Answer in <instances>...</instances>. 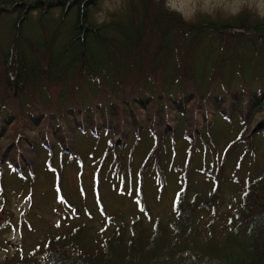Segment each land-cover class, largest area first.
<instances>
[{"label": "trees", "instance_id": "obj_1", "mask_svg": "<svg viewBox=\"0 0 264 264\" xmlns=\"http://www.w3.org/2000/svg\"><path fill=\"white\" fill-rule=\"evenodd\" d=\"M98 1L0 0V166L21 180L34 163L24 151H43L49 170L55 154L61 183L62 171L80 164L74 136L89 135L102 143L90 172L98 196L103 178L121 192L131 184L142 148L136 207L145 208L143 189H160L169 176L177 186L170 218L151 221L148 211L116 226L98 197L94 238L57 184L70 221L62 217L38 243L23 237L25 253L0 264H264L263 176L242 187L216 238L211 225L225 168L252 156L253 135L264 131V19L244 8L186 21L163 0H122L99 21ZM214 113L235 133L222 149L210 131ZM175 149L183 151L179 165L169 157ZM196 171L207 188L189 198ZM2 181L0 171L1 251L3 234L18 230Z\"/></svg>", "mask_w": 264, "mask_h": 264}, {"label": "rangeland", "instance_id": "obj_2", "mask_svg": "<svg viewBox=\"0 0 264 264\" xmlns=\"http://www.w3.org/2000/svg\"><path fill=\"white\" fill-rule=\"evenodd\" d=\"M122 0H99L95 10H93L97 20L105 19L106 13H110L118 8ZM165 6L169 10L177 12L182 19L186 21L193 20L197 14H209L214 16L219 13L221 16H231L232 11L241 6V0H198L195 6V14L191 0H163ZM175 4V6H173ZM248 9L257 15L258 11L264 12V0H243V8ZM187 17L188 19H185ZM259 17V16H258ZM35 29L32 28V30ZM225 120L221 114L214 113L210 117V131L213 133L215 145L222 149L229 140H231L235 133L224 123ZM257 124V123H255ZM254 124V125H255ZM252 124L251 128L254 126ZM260 128V124L256 125ZM249 134V133H248ZM253 153L252 156L243 159L241 164L231 163L223 172V179L221 182V192L214 205L217 216L212 221L213 237H217V229L221 222H225L227 212L234 209L236 201L239 198V192L242 187L251 180L258 176L264 177V131H257L253 135ZM100 145L95 141V138L89 135L74 136V156H78L80 164L75 168L74 172L66 173L65 169L61 173V183L55 178V172L60 171V166H63L57 156L54 154L51 161L52 170H49L45 160L47 155L43 151L33 152L26 150L23 154L26 157L33 158L32 173L28 170L24 171L21 180H19L14 173L10 172L5 165L0 166L2 173V182L4 186V201L8 199L9 213L12 215L13 224L18 227V232L4 233L3 238L5 241L4 250L0 251V262L3 259H10L14 252L24 254L29 247L27 239L30 243H38L50 229L53 224L58 221L61 224H66L68 220V213L65 212L60 204L56 201V185L58 184L61 189V195L68 203H72L80 214L79 222L83 227H90L88 234L92 237H97V231L101 228L98 216H100L97 209L98 197L99 203L104 209L105 215H109L115 221L116 226L127 224L130 219L141 218L150 211V220H156L160 223H165L169 219L170 203L173 195L177 189L174 182L167 178V183L160 189L156 185H151L150 189L144 191L143 200L145 208L142 210L137 209L138 197L135 195L136 183L135 168L137 163L142 160L141 153L143 149L140 148L135 154L132 163L133 173L130 185L124 181L123 192L119 190V185L109 178H103L99 183V194L96 195L94 191L93 177L91 176L92 165L95 164L99 153ZM177 148L180 149L181 145L178 143ZM90 151L93 152L92 157L89 155ZM174 151V150H173ZM240 152V151H239ZM183 151L175 149L174 156H169L173 165H179V159L182 157ZM176 160V161H174ZM63 161V159L61 160ZM195 165L200 169L203 161L196 160ZM205 166L202 168L204 169ZM197 170V169H196ZM199 171V170H197ZM196 171V172H197ZM192 172L191 178V193L189 198L193 197L197 192L207 188L202 184V177L198 172ZM32 174V177H31ZM108 180V181H107ZM195 181L194 184H192ZM127 188H131V192ZM213 206V204H212ZM3 209V207H2ZM4 210H1L2 212ZM143 213V214H142ZM210 211L202 213L199 217V228L203 230L204 225L210 220ZM62 217H65L62 223ZM91 217V219H90ZM97 217V218H96ZM76 221H79L76 219ZM84 222V223H83ZM147 221H145L146 223ZM146 223L145 225H147ZM112 230V225L109 226ZM119 227H116V229ZM201 232V231H200ZM207 233V231H206ZM206 233L203 237L206 236ZM105 234V233H104ZM103 235V234H102ZM200 236V234H199ZM26 238L25 239H23ZM201 238V237H200ZM22 247V250H20ZM71 248L68 249V252ZM185 251L182 252V254ZM185 255V253L183 254ZM6 257V258H5Z\"/></svg>", "mask_w": 264, "mask_h": 264}, {"label": "clouds", "instance_id": "obj_3", "mask_svg": "<svg viewBox=\"0 0 264 264\" xmlns=\"http://www.w3.org/2000/svg\"><path fill=\"white\" fill-rule=\"evenodd\" d=\"M191 3L193 5V9H194V13L195 14V6L196 4L198 3V0H191ZM243 8V0H241V6L238 7L237 9H235L234 11H232L231 15L235 16V15H238L239 12L242 10ZM257 15L261 18V19H264V12H261V11H258L257 12ZM185 19H188L187 17H185Z\"/></svg>", "mask_w": 264, "mask_h": 264}, {"label": "snow or ice", "instance_id": "obj_4", "mask_svg": "<svg viewBox=\"0 0 264 264\" xmlns=\"http://www.w3.org/2000/svg\"><path fill=\"white\" fill-rule=\"evenodd\" d=\"M183 2V0H181V3ZM173 6H175V4L173 5Z\"/></svg>", "mask_w": 264, "mask_h": 264}, {"label": "flooded vegetation", "instance_id": "obj_5", "mask_svg": "<svg viewBox=\"0 0 264 264\" xmlns=\"http://www.w3.org/2000/svg\"><path fill=\"white\" fill-rule=\"evenodd\" d=\"M1 251V250H0Z\"/></svg>", "mask_w": 264, "mask_h": 264}]
</instances>
